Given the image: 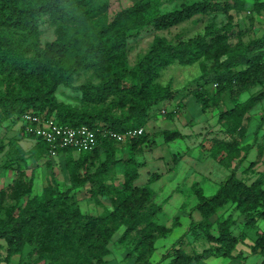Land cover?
<instances>
[{"label": "trees", "instance_id": "16d2710c", "mask_svg": "<svg viewBox=\"0 0 264 264\" xmlns=\"http://www.w3.org/2000/svg\"><path fill=\"white\" fill-rule=\"evenodd\" d=\"M158 1L137 0L107 19L110 0H0V85L3 80L7 83L5 91L0 88L1 119L16 114L22 120L24 113L32 111L45 118L54 117L62 124H86L96 130L99 142L91 151L58 149L66 153L71 181L67 189L60 187L52 170L47 185L40 193H33L34 171L21 165L14 167L13 181L0 187V239L6 242L5 254L0 243V264H108L113 229L125 226L126 235L144 223L136 237L139 264L140 259L157 250L159 238L181 225L180 216L174 217L171 224L156 220L161 206L152 200V179L144 185L135 183L140 177L139 167L145 164L137 154L153 140L146 130L150 112L181 92L170 82L158 81L163 71L175 63H199L196 87L183 97L191 94L203 110L220 105L224 93H229L232 106L220 111L218 122L233 140L214 139L211 148L231 157L244 150V155L220 181L215 193L207 195L201 185L194 184L196 203L191 210H196L200 219L190 215L186 231L172 244L174 256L169 264H199L217 255L246 258L235 251L248 236L246 228L264 220V170L251 182L238 175L252 144L240 146L234 137L244 131L246 113L264 97L263 90L245 100L241 98L252 85L264 83V36L232 44L228 41L230 22L222 27L209 23L203 33L175 42L156 34L146 52L130 65L129 39L142 29L165 30L198 14L228 12L233 6L244 5L242 0H197L161 11ZM259 5L264 6V1ZM42 21L55 27V38L45 44L39 41ZM83 70H93L98 78L79 86L83 105L59 100L57 86ZM209 85H213L214 92ZM140 127L143 133L126 142V157L117 158L122 143L105 132ZM20 134L34 138L35 144L28 151L18 147L20 153L8 159L6 167L51 154L50 145L26 132L24 123ZM163 135L166 140L181 136L169 129ZM96 158L101 161L91 171ZM119 161L125 166L124 180L116 187L107 182V172ZM254 165L251 161L243 171ZM88 183L92 194L110 198L112 209L101 215L82 212L71 191ZM8 199L14 203H6ZM239 216L245 221L243 228L235 232ZM190 234L194 239L203 236L209 245L201 252H187L183 244ZM251 252L259 254L260 264H264V230L257 229ZM147 262L153 264L148 258Z\"/></svg>", "mask_w": 264, "mask_h": 264}, {"label": "rangeland", "instance_id": "374dc122", "mask_svg": "<svg viewBox=\"0 0 264 264\" xmlns=\"http://www.w3.org/2000/svg\"><path fill=\"white\" fill-rule=\"evenodd\" d=\"M137 0H110L107 10V19H112L114 14L121 8L131 5ZM197 0H159L158 8L161 11H169L180 7L183 3ZM233 2L232 0H230ZM244 5L233 6L228 12L219 11L213 14H198L165 30L152 31L149 28L142 29L138 34L129 39L127 58L130 65L136 63L140 55L149 48L153 36L163 35L170 41H177L180 38H188L196 34L203 33L205 26L213 23L216 27H222L230 22L228 41L232 44L238 41L248 42L252 39L264 36V6L259 5L264 0H242ZM233 4V3H232ZM231 16V19L229 18ZM223 31V30H222ZM55 38V27L50 22L42 21L40 25L39 41L45 44ZM200 74L199 63L184 66L175 63L166 68L158 81L162 84L170 82L173 88L181 89L173 100L166 102L161 108L157 107L150 112V117L146 123V130L153 139L144 146L137 154L140 162L145 164L139 167L140 177L136 180L137 185H144L152 179L151 186L154 189L152 200L161 206L156 213V220L162 224H171L174 217L180 216L181 225L173 228L166 236L159 238L157 250L148 257V254L140 259L139 264H148V260L153 264H169L173 258L172 244L182 235L189 224L190 215L193 219L199 220L200 214L192 207L196 203L194 184L198 183L203 187L207 195L216 192L220 181L237 164L239 158L244 155V150L238 155L231 157V154L224 152H213V140L232 141L233 136L228 133L221 123L218 122V115L221 110L232 106L229 93L225 92L223 100L218 106H212L203 110L195 98L190 94L185 97L187 91L196 87V81ZM2 75H0V78ZM89 81H98L93 70H83L75 75L67 83H60L56 88V97L73 105H83L81 101V91L79 86ZM6 81L0 85L5 91ZM214 92L213 85L208 86ZM264 90V83L252 85L247 92L242 94V99H247L251 95H256ZM181 100V105L179 104ZM169 114V115H168ZM3 114H0V119ZM261 127L258 125L261 123ZM22 120L14 114L8 118L0 120V187L6 186L13 181L16 176L14 167L21 165L34 171L35 179L33 193H40L47 185L52 170L56 172L57 181L62 189L71 186L69 173L66 168V153L57 152L55 155H46L40 160L29 158L27 162H14L13 167H6L4 163L10 158H16L18 147L25 151L31 149L35 144V139L20 134ZM244 131L237 133L234 137L239 141V145L252 144L247 158L238 169V175L251 182L257 174L264 170V97L261 98L245 115L242 124ZM169 129L178 131L180 137L166 140L163 131ZM217 142V141H215ZM126 143L118 148L117 158L126 157ZM75 155V152H74ZM122 158V159H123ZM103 159V158H102ZM96 158L90 166L94 171L100 163ZM251 161H255L252 168H247ZM125 166L122 161L114 164L107 172V182L116 187H120L124 180ZM154 175V176H152ZM264 176V175H263ZM154 178V180H153ZM90 184H86L71 191L73 200L77 202L84 214L101 215L112 209L110 198L102 194H92ZM6 203H14L7 200ZM237 215V213H234ZM245 218L238 217V225L234 228L238 232L243 228ZM144 223L137 226L126 235H123L125 226L115 227L109 240L108 247L111 254L106 258L109 264H136V258L140 247L137 245V234ZM257 229L264 230V220L258 221L256 226L246 228L248 233L247 242L239 244L242 250H246L245 264H260L261 256L251 253V245L257 237ZM202 235V234H201ZM4 245L3 252H6V242L0 239ZM184 248L189 253L201 252L209 245L206 238L194 239L193 235H187ZM166 257L163 258V255ZM233 259V258H232ZM231 258L211 256L199 264H230Z\"/></svg>", "mask_w": 264, "mask_h": 264}, {"label": "built area", "instance_id": "2783aa9c", "mask_svg": "<svg viewBox=\"0 0 264 264\" xmlns=\"http://www.w3.org/2000/svg\"><path fill=\"white\" fill-rule=\"evenodd\" d=\"M21 119L26 132L41 137L50 145L52 155L57 154L60 148L71 147L75 149V152H81L91 151L98 147L96 130L86 124L78 126L62 124L54 117L45 118L32 111L24 113ZM143 131V127L129 129L124 132L109 130L105 132V135H110L120 143H126L129 137L139 135Z\"/></svg>", "mask_w": 264, "mask_h": 264}, {"label": "crops", "instance_id": "0c3cea01", "mask_svg": "<svg viewBox=\"0 0 264 264\" xmlns=\"http://www.w3.org/2000/svg\"><path fill=\"white\" fill-rule=\"evenodd\" d=\"M248 234V233H247ZM247 238H248V236H247ZM247 238H246V240H245V242L244 243H246L247 242ZM244 243H242V244H244ZM242 252L243 254L246 252V250H242L240 247H239V244H238V246H237V250L235 251V253H238V252ZM252 253V252H251ZM244 255H246V254H244ZM211 257V256H210ZM220 257H222V256H220ZM246 257H247V255H246ZM228 258V257H227ZM232 259V258H231ZM261 260H262V257H261ZM261 260H259L260 262H261ZM245 262L246 261H240V260H237V259H235V258H233L232 260H231V263L230 264H245ZM259 262V263H260ZM108 264H109V261H108Z\"/></svg>", "mask_w": 264, "mask_h": 264}]
</instances>
